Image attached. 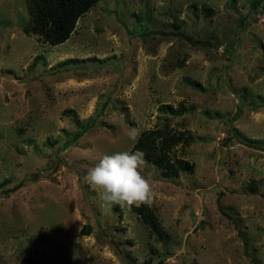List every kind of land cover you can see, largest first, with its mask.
<instances>
[{"label":"rangeland","instance_id":"374dc122","mask_svg":"<svg viewBox=\"0 0 264 264\" xmlns=\"http://www.w3.org/2000/svg\"><path fill=\"white\" fill-rule=\"evenodd\" d=\"M30 19L0 0V264H264V0H99L56 45ZM132 127L190 165L141 169L160 234L84 180Z\"/></svg>","mask_w":264,"mask_h":264},{"label":"trees","instance_id":"16d2710c","mask_svg":"<svg viewBox=\"0 0 264 264\" xmlns=\"http://www.w3.org/2000/svg\"><path fill=\"white\" fill-rule=\"evenodd\" d=\"M99 0H29L31 19L23 27L25 33L40 36L50 45L66 41L75 28L77 19L88 12ZM192 43H196L193 41ZM181 135L163 127L141 132L139 141L133 143L129 152L142 151L144 161L152 162L166 170L188 169L189 163L183 159H170L169 152ZM135 212L148 225L149 229L160 234L159 225L153 212L145 206L133 207Z\"/></svg>","mask_w":264,"mask_h":264},{"label":"clouds","instance_id":"9594fccd","mask_svg":"<svg viewBox=\"0 0 264 264\" xmlns=\"http://www.w3.org/2000/svg\"><path fill=\"white\" fill-rule=\"evenodd\" d=\"M86 119L87 116H81ZM126 135L133 143L139 141L141 130L130 128ZM142 151H119L104 155L89 169L84 180L106 204H116L131 209L141 205L151 206L155 200L152 182L142 174L145 163Z\"/></svg>","mask_w":264,"mask_h":264}]
</instances>
